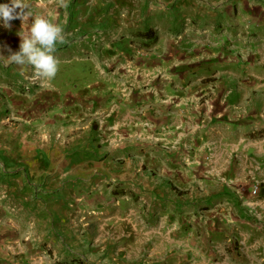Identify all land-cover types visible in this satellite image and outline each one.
<instances>
[{"label": "crops", "instance_id": "obj_1", "mask_svg": "<svg viewBox=\"0 0 264 264\" xmlns=\"http://www.w3.org/2000/svg\"><path fill=\"white\" fill-rule=\"evenodd\" d=\"M29 2L65 42L42 80L0 23V264H116L119 212L125 264H264V0Z\"/></svg>", "mask_w": 264, "mask_h": 264}, {"label": "clouds", "instance_id": "obj_2", "mask_svg": "<svg viewBox=\"0 0 264 264\" xmlns=\"http://www.w3.org/2000/svg\"><path fill=\"white\" fill-rule=\"evenodd\" d=\"M66 6V0H60ZM32 18L27 34L21 35L19 50L12 52L9 61L25 70L31 68L34 75L42 80H52L59 71L60 60L57 53L58 45L65 42L62 25L33 12L29 0H9L0 3V23L11 27L14 19L28 21Z\"/></svg>", "mask_w": 264, "mask_h": 264}, {"label": "rangeland", "instance_id": "obj_3", "mask_svg": "<svg viewBox=\"0 0 264 264\" xmlns=\"http://www.w3.org/2000/svg\"><path fill=\"white\" fill-rule=\"evenodd\" d=\"M114 217L112 223L108 224L105 227L103 224V229L113 230L114 238L112 249L110 250L113 254V262L116 264H125V217L123 216V212H119Z\"/></svg>", "mask_w": 264, "mask_h": 264}, {"label": "built area", "instance_id": "obj_4", "mask_svg": "<svg viewBox=\"0 0 264 264\" xmlns=\"http://www.w3.org/2000/svg\"><path fill=\"white\" fill-rule=\"evenodd\" d=\"M256 191H257V189H256V188H254V190H253V193H256Z\"/></svg>", "mask_w": 264, "mask_h": 264}]
</instances>
